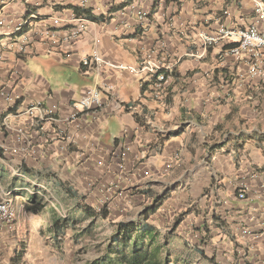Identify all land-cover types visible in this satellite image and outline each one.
<instances>
[{"label":"crops","instance_id":"1","mask_svg":"<svg viewBox=\"0 0 264 264\" xmlns=\"http://www.w3.org/2000/svg\"><path fill=\"white\" fill-rule=\"evenodd\" d=\"M260 24L254 0H0V201L111 205L136 215L118 225L147 214L169 246L192 248L171 264H264V77L230 53L235 39L192 56L203 33ZM148 54L174 66L161 99L147 75L84 74L94 55L136 67ZM96 84L102 106L79 115Z\"/></svg>","mask_w":264,"mask_h":264},{"label":"rangeland","instance_id":"2","mask_svg":"<svg viewBox=\"0 0 264 264\" xmlns=\"http://www.w3.org/2000/svg\"><path fill=\"white\" fill-rule=\"evenodd\" d=\"M62 203L66 209L67 206L75 207L71 200ZM23 204L25 200L18 198L14 208L16 220L0 225V264H87L107 253L121 219L136 216L123 214L106 204L96 206L100 214L96 218H86L77 212L69 214L65 210L54 215L50 210H31ZM55 221L59 228L53 226ZM171 235L172 231L163 230L157 235L152 249H159L162 258L173 261V252L181 251L186 255V250L192 248L169 246ZM174 262L176 264V259Z\"/></svg>","mask_w":264,"mask_h":264},{"label":"built area","instance_id":"3","mask_svg":"<svg viewBox=\"0 0 264 264\" xmlns=\"http://www.w3.org/2000/svg\"><path fill=\"white\" fill-rule=\"evenodd\" d=\"M256 3V9L261 18V24L250 26H237L232 28H224L218 33H203L200 35L201 40V53L192 54V56L203 57L207 50L215 45H218L226 40L235 39L238 42V46L232 48L230 53L238 58L246 55L249 64V76L253 79L264 77V3L263 0H254ZM85 2V0H84ZM140 20L144 22L145 17H141ZM84 33L83 25L77 27L71 34L73 40L80 39ZM85 75H89L92 66H96V70L100 73V68L108 66L110 68H117L120 70L128 69L134 74L147 75L151 79L152 84V96L156 99L163 98L164 88L168 83V72L174 67L173 65L164 64L161 60L155 58L152 54H148L136 67H125L110 64L104 61L99 55H94L91 58H85L82 61ZM102 89L99 85H95L90 88L87 93L79 100L77 105L78 114H85L93 112L102 106ZM40 105H36L29 109V113L32 117H35L37 110L40 109ZM76 119V116L68 117L64 121L66 123L72 122ZM53 121V118H50ZM241 200H246L245 188L239 195ZM16 220V211L13 208V202L11 199H5L0 201V225L5 223H11Z\"/></svg>","mask_w":264,"mask_h":264},{"label":"trees","instance_id":"4","mask_svg":"<svg viewBox=\"0 0 264 264\" xmlns=\"http://www.w3.org/2000/svg\"><path fill=\"white\" fill-rule=\"evenodd\" d=\"M85 16L95 22H104L103 18H96L89 12H85ZM163 201L157 199L155 208L162 205ZM84 216L96 218L100 214L96 210H89ZM147 219L146 214L141 222L119 224L117 234L107 253L102 258L87 264H171L169 259L160 256L159 249H152L158 233L147 223ZM53 226L59 228L58 221H55Z\"/></svg>","mask_w":264,"mask_h":264}]
</instances>
